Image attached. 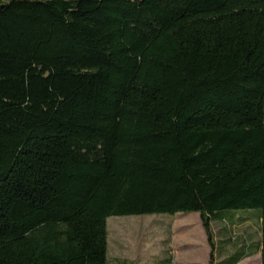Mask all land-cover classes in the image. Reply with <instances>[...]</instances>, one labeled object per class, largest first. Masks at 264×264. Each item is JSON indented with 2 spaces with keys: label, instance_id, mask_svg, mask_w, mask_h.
<instances>
[{
  "label": "trees",
  "instance_id": "16d2710c",
  "mask_svg": "<svg viewBox=\"0 0 264 264\" xmlns=\"http://www.w3.org/2000/svg\"><path fill=\"white\" fill-rule=\"evenodd\" d=\"M249 210L264 264V0L0 2V264H109V218L192 213L215 264Z\"/></svg>",
  "mask_w": 264,
  "mask_h": 264
},
{
  "label": "rangeland",
  "instance_id": "374dc122",
  "mask_svg": "<svg viewBox=\"0 0 264 264\" xmlns=\"http://www.w3.org/2000/svg\"><path fill=\"white\" fill-rule=\"evenodd\" d=\"M9 0H0L6 3ZM259 210L239 211L212 224L215 264L243 245L255 254L239 264H261ZM109 264H209L211 247L200 215L111 217L107 220Z\"/></svg>",
  "mask_w": 264,
  "mask_h": 264
}]
</instances>
